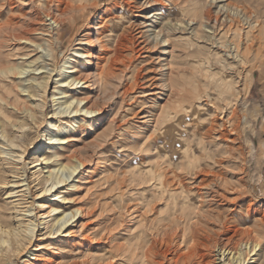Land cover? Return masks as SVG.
<instances>
[{
    "label": "rangeland",
    "instance_id": "374dc122",
    "mask_svg": "<svg viewBox=\"0 0 264 264\" xmlns=\"http://www.w3.org/2000/svg\"><path fill=\"white\" fill-rule=\"evenodd\" d=\"M211 1L156 0L148 6L150 12L162 11L160 16H152V18L159 19L157 20L159 26H165L178 19H193V26L198 30L190 37V31L167 33L169 42L162 45V62L167 60L170 62V66L174 70L173 77L179 81L180 89L176 94L171 93L172 96L168 100L165 99L167 97L162 98V104L169 102V105L173 106L176 102L181 103V109L186 104L194 103V100L198 104L197 107H194L195 113L190 110L185 113L186 110H182L172 120L162 122V128L169 122L172 125V128L162 133V137L157 135L158 129L154 128L151 123L148 125L143 122L141 113H139L141 108L146 111V109L150 110L156 107L154 94L147 93L153 87L148 79L155 72L153 69L157 65L156 60L161 51L147 48L139 50L140 45H138V49L133 50L132 46H136L137 42L132 44L127 40L125 44L121 45V49L117 53L118 57L113 52L116 46V35L125 32L130 37L132 32L137 31H123L124 28L131 24L138 27L142 24L140 22L145 20L139 8H135L131 12L127 6L126 8L120 7V0H91L86 8L75 12L73 22L66 21L61 26H54L52 29V46L57 56L56 59L53 60L51 56L46 55V59L39 58L32 63L34 64L32 66H41L47 62V67L34 70V67L30 66L26 73L16 75L15 81L20 85H15V87L22 93L21 99H27V102L31 100L30 104L36 107L41 122L39 121L37 126L32 129L26 127L30 131L27 139L25 138L26 143L22 142L23 152L21 149L18 152L22 155V158H18L17 162L19 169H16L13 163L8 162V164L4 159H0V164L6 165L9 170L7 176L10 180L4 188L0 187V209L5 210L4 217L13 220L20 212L18 210L25 212L22 207L26 208V205L30 204L26 200H34L32 211H28V214L33 216L39 225H36L35 235L31 242L26 247L22 245L19 252L12 254L13 262L11 264H96L103 261L101 258L107 260L112 243L126 241L124 236H127L128 232L127 229H120L114 239L108 242L103 240L101 244H96L111 227L108 228L110 218L108 219L107 216L104 218L103 215H99V212L104 207L106 209H122L126 220L132 221L129 220L133 217L126 211V206L130 208L133 206L131 209L139 208V210L147 208V199L156 193L153 178L150 177L148 170H154L159 159L162 160L159 161L162 176L167 178L170 188L176 189L178 192L184 188L199 189L197 185L201 178L210 180L215 175L220 176L218 186L227 196L223 197L220 202L209 204L212 209L211 215L209 214L210 220L207 222L210 239L206 240L205 249L203 246L202 251L203 253L205 251V257L200 261V264H205V262L206 264H225L224 261H221V256L224 254L219 253L221 246L227 247L226 256L231 255L227 253L230 247L229 251L233 248V252L237 249L246 253L247 245L249 249L252 244L247 242L244 233L235 231L252 227L257 222L263 226L260 233L261 242L259 241L260 246L258 245L257 249L251 251L249 257L259 247L264 246V38H261L264 34H261L259 30H264V0H229L234 7H240L241 13L252 15V20L260 22L258 29L253 31L255 36L250 37L252 39L249 40H246L242 35L246 33L245 31H235L237 28L247 29L248 22L246 23L240 16H234L231 11L229 13L234 16V21H229L219 27L213 39L205 36L206 27L202 23L207 21L208 16L211 18L219 15L216 13L217 5ZM58 3L57 0L49 3L46 0H0V31H34L30 35L32 39L47 47L48 44L43 39L49 35H45V32L43 34L42 31H47L51 21L49 17H45V12L47 13V6H51V9L55 11ZM209 12L210 15H208ZM253 22L255 23V21ZM6 35L0 33V63L6 66L10 63H25L26 65L29 59L42 53L43 48L34 49L35 46L31 45L29 41H14ZM229 42L238 43L241 52L245 55V60L236 64L233 69H224L223 65L219 63L218 57L220 53L225 52L223 49L226 47L222 45L227 44L228 46ZM247 45L250 48L245 50ZM31 49H34L32 57L21 56L24 51ZM78 49L88 53V56L81 55L82 53H79ZM165 50H170L171 54L164 53ZM45 51L43 50V52ZM166 56L168 58L165 60ZM110 62H114L113 65L116 66L113 78H108L110 81L107 79L108 83L102 84V79L96 75L103 65ZM35 64L37 65L35 66ZM72 64L79 69L74 75L82 77L78 83L79 86L74 87L73 93L78 97H85L81 105L85 103L86 99H89V103H92L93 107L99 111L87 114L86 118L79 113L78 115H74L75 112L67 113L69 114L67 117L72 116L71 119L77 126L76 130L72 132L74 134L73 148L83 149L84 156H82L85 164L81 165L74 174H71L67 181L60 183L64 184L63 192L72 200L70 199L71 201L67 203L64 201L59 203L67 204L66 211L81 207L83 212L80 217L77 215L72 218L78 217L76 225H74L75 222L71 224L70 231L63 230L67 224L73 221L72 219L60 231L51 233L50 228L44 227L45 223H41V221H49L53 215L45 218L40 217L45 211V208L40 206V200L58 203L51 199L55 197L53 193L56 186L40 196L37 195L39 192L37 189L45 182L43 179L47 174L42 171L41 157L48 148V144L45 142L49 141L47 138L49 136V120L53 119L50 116L58 106L57 101L53 100V93L59 92L56 85L61 83L57 80L64 78L65 70L71 68H65L64 65L71 66ZM42 70L51 72V76L47 78L48 86L44 92H41V95L37 94L31 97L27 91L22 90L21 84L34 81L29 78L33 75L32 72H38L37 75H40L39 72ZM207 70L209 72L219 71L215 75L216 78L229 74L228 79L239 80L237 87L240 88L238 89L240 93L236 115L239 125L237 132L229 135L230 138L217 135L216 137L213 133L209 136L205 133L211 126L210 120L213 116L211 115L213 106L211 104L218 96L217 81L208 76ZM10 77H14V75ZM40 79L43 78L40 76ZM7 84L8 81L0 79V91L5 89ZM126 89L127 91H125ZM198 89H202L203 93L205 91L211 93V95L208 96L205 92L206 96L198 98L199 96L196 95ZM59 99L62 100V98ZM39 102L43 107L37 105ZM8 106L13 107L10 104ZM22 113L24 112H20L19 115L22 116ZM184 113L190 117L183 118ZM93 114L96 116L94 115L95 118L91 120ZM73 117L78 118L75 120ZM14 128L15 131L10 133L18 134L19 137H15L16 140L22 141L23 137L18 131L20 129L17 126H13ZM97 136L99 139L95 140ZM96 141L98 145H96ZM0 144L2 143L0 142ZM69 148H57L62 152L64 161L69 159L67 158L70 153ZM1 155L3 154L0 153V157ZM15 170H20L21 173L25 170L23 176L28 177L31 181L38 177L31 183L32 185L38 181L40 183L31 189L32 193L30 192L29 195L27 193L19 195L23 192L15 191L9 193L12 187L16 190L22 188L15 186L13 182V179H17ZM178 176L182 179L181 183H178ZM172 179L174 180L172 181ZM237 194L240 195V198L235 200L236 203L233 201V196ZM143 196H146L147 199H143ZM15 198L18 199L14 200ZM162 201V210H165V199ZM17 203L19 206H16ZM27 217L25 216L26 219ZM87 224L92 227L90 228ZM114 232L116 233V230ZM230 236L233 237L232 242L228 240ZM174 251L171 250L166 257H162L164 264H171L174 258H178L179 254ZM1 264L9 263L2 262ZM246 264L251 263L246 262Z\"/></svg>",
    "mask_w": 264,
    "mask_h": 264
},
{
    "label": "bare ground",
    "instance_id": "6f19581e",
    "mask_svg": "<svg viewBox=\"0 0 264 264\" xmlns=\"http://www.w3.org/2000/svg\"><path fill=\"white\" fill-rule=\"evenodd\" d=\"M52 1L54 0H46V2L48 3ZM57 1L59 3L56 5L55 11L51 9V6L50 7L47 6L48 7V9H46L47 13L45 12L46 14L45 17L46 16L49 17L51 21L49 22V28L47 29V31L46 30L42 31V33L45 32V35H49V37H45L43 39L47 42L48 44L47 47H45L42 43L32 39V36L30 35H32L34 31H0L1 34H7L6 36H9V39L12 40L14 39V41H20V40L29 41L31 45L35 46L34 49L43 48L41 50L42 53L36 57L29 59L28 64L26 65L25 63L24 64L10 63L6 66L0 63V79H4L8 81V84L5 87V89L0 91V142L2 143L0 144V147H2L0 153L3 154L1 155L0 159H4L6 163L8 162L13 163L14 164L13 166L16 169H19V167H17L18 165L17 162L19 161L18 158H22L21 153L18 152H20L21 147H23L22 142L26 141L25 138L27 139V135L29 134L30 131L27 130L26 127L32 129L33 127L37 126V123H39L40 121L36 107L30 104L31 100L30 102L29 101L27 102V99L24 100L21 99L22 93L17 90V87H15V85L17 86L20 85L17 84V82L15 81L17 78L16 75L18 73L20 74L26 73L27 71H29L30 66L34 67L32 66L34 65L32 63H34L39 58L46 59V55L51 56V58L55 60L57 56L56 53H54V48L52 46L53 43L52 29H54V26H61L66 21H69V23L73 22L75 12L86 8L87 4L91 0H57ZM153 1L156 0H120L119 2L121 3L120 7L126 8L127 6V9H129V11L131 12L135 8L141 9L142 16L145 18V20L141 21L140 24L141 23L142 24L138 27H136L137 25L135 26L131 24L129 25V27H127L128 26L127 25L124 28L123 31H130V32L137 31L135 33L132 32V35L130 37L125 32H122L119 35L117 34L115 38L116 46L113 52L114 54L117 55V53L121 49V45L125 44L127 40L130 41L132 44H135L137 42L136 46H132L133 50L138 49L137 47L138 45H140L139 50L147 48V49H157L161 51L158 54L156 60L157 65H155V68L153 69L155 72L148 79L149 81H151L150 84L153 87L152 90L148 91L147 93L154 94V103H156V107L150 110L146 109V111L142 110V108L141 109L139 108L140 109L139 113H141L143 122L145 124L151 123V125H153L154 128L158 129L157 135L162 137V133L172 128V125L169 124L170 122L167 123L162 128V122L172 120V118L178 116L180 112H182V110H186L185 113H188L187 112L188 110L192 111V113L194 111L195 113L196 110L194 107L198 106L195 100L193 101L194 103H189L186 104L185 106L182 105L184 106L182 109H181V103L176 102V104H174L173 106L169 105V102H166V104L165 103L162 104L161 101L162 98L167 97L165 99L168 100L172 96L171 93L176 94L178 93V91H180L178 87L179 81L173 77L174 70L170 66V62L168 60L162 62L163 60L161 58L162 45H166L169 42L168 41L169 37L167 33H170L172 31H180V32L190 31L191 33L189 35L190 37L193 36L194 33H197L198 30L193 26L194 23L193 19H188V20L178 19L177 21L173 23L170 22L165 26L162 25L159 26V23L157 21L159 19H157V17L152 18V16L154 15L157 16L160 13H162V11L150 12V9L148 8L149 5H152ZM211 3H215V5H217L216 13H219V15H215L214 17L211 18L210 16H208L207 21H205V23H202L206 27L205 36H207V38L213 39L216 36L215 35L216 30H218L219 27H222V25L229 23V21L230 22L232 20L234 21L235 15L240 16V18L242 17V19L246 23L248 22L247 29L243 30L244 29L243 27L239 29L237 28V30L235 31H239V32L245 31L246 32L244 33L245 35L244 34L242 35L245 36L246 40L252 39L250 37L255 36L253 34V31H255L254 29H258L257 27H259L258 25H260V22H258L257 20H252V15L245 14V12L244 14L241 13V10L239 9L240 7L237 6L234 7L232 2L230 3L229 0H212ZM44 4H46L45 1ZM62 4L63 6H60ZM230 11L231 13H233L234 15V16L232 15L233 17L230 15L231 14L229 13ZM208 15H210V12ZM253 21H255V23ZM259 30L261 34H264L263 29H259ZM165 34L166 36H164ZM239 37L242 38L241 36ZM261 38H264V36ZM239 43H241V41H239ZM222 46L226 47V49H223V51L225 52L220 53L218 60L219 63L223 65L224 69L227 68L233 69L236 66V64L238 65L239 62L245 60V55L244 53L241 52L238 43L232 44V42H229L228 46L227 44H223ZM249 48L250 46L247 45L245 47V50ZM33 50L31 49L28 51H24L23 55L21 56L22 57L25 56V58L26 57L30 58L33 55L32 54ZM43 50L46 51L43 52ZM78 52L82 53L81 55L88 56V53H85L84 51L82 52L79 49ZM164 53L171 54L170 50L167 51L165 50ZM116 57H118V55ZM164 58L166 60L168 57L166 56ZM229 58H231V60H229ZM113 63L110 62L107 65H103L102 69L99 72L97 71L98 74L96 76H99L102 79V84H107L108 83L107 79L113 78L112 76L116 69V66H114ZM36 65L37 64H35V66ZM47 66L48 63L45 62L41 66L38 65L34 67V70L39 68H45ZM64 66L65 68L68 67L71 68L65 70L66 74L64 78L57 80L61 84L56 85V88L59 89V92L53 93L54 94L53 100L54 102L57 101L56 104H58V106L56 109H54V113L50 116L53 119L49 120V127H48L49 136L47 137L49 138V141L45 142L46 144H48L47 146L48 148L47 151L41 157L42 159L41 163H43L41 165V168L43 169L42 171H44L47 174L43 179V181L45 182L43 183L41 181L43 184L42 185L40 184L41 186L39 187V189H37L38 187L36 188L37 191L39 190V192H37L38 193L37 195L40 196V194L51 191L56 186L54 190L55 192L53 193L55 197L51 199L56 200L58 203L55 204L50 201L49 202L42 201L43 199L40 200L41 201L40 206L45 208V211L41 214L40 217L45 218L47 216L53 215L51 220L41 221V223H45L44 227L50 228L49 230L51 233L54 231L55 232L60 231L72 218H74L77 215L78 217H80L81 212H83V209L81 207H75L73 209L71 208L72 209V210L70 209L71 211L69 210L66 211V209L68 208V206L67 208H65L67 204L59 203L60 201H64L67 203L72 200L71 198L70 200L66 195V193L63 192L64 190L62 187L64 184H60V183L67 181V179L70 177L71 174H74L75 171L79 170L78 168H80L81 165L85 164L84 163L85 160H83L84 154H82L83 149L73 148L74 134H72V132L76 130L77 126L75 124V121L71 119L72 116L67 117V115L71 114V112H75L74 115H78L79 113L86 118L88 116L87 114L98 110L95 107H93L92 103H89L90 101L89 99H86L85 103L81 105V102L85 100V97H78L76 96V94L73 93L75 89L74 87H77L78 83L82 80L81 76L74 75V73L75 72L77 73V71L79 70L78 67L74 64H72L71 66L70 65H64ZM50 69L52 70V68ZM208 70H207L208 76H210L212 79H215L217 81L216 86L218 85L217 86L218 96L213 101V104H211L213 105L211 112V115L213 116L212 119L210 120L211 126L206 130V132L205 131L204 132L207 133V135L209 134V136L212 135L211 133H213L215 136L217 135L218 137L230 138L229 135H231V133L237 132V128L239 125L238 122L236 121V115L238 111L237 100L240 93V90H238L240 88L237 87L238 85L237 82L239 80H234L231 78L228 79V77H230L229 74H226L225 76H219L218 78H216L215 75L219 71L209 72ZM32 73L33 75H31L29 78L33 79L34 81H30L27 84H21L22 90L27 91V94L31 97L37 94L41 95V92H44L46 90L48 86L47 78L51 76V72L46 70L40 71L39 72L40 75H37L38 72L35 71H33ZM11 75L12 76L14 75V77H10ZM40 76L43 79H40ZM8 78H10V80H8ZM74 84L76 86H73ZM201 90L202 89L197 90L198 93L196 95L199 96L198 98H201L202 96H206V95L208 96L211 95V93H207L206 91H205L206 92L205 95V92L203 93L201 92ZM125 91H127V89ZM57 93H59V95H57ZM59 98H62V100H60ZM9 104L12 105L13 107L8 106ZM37 105L41 106L42 104L39 102ZM20 112H24L22 113L23 114L22 116L19 115ZM64 113L66 114L64 115ZM185 113L182 115L183 118L184 117L186 118L187 116L190 117L188 114ZM94 115L95 114L91 115L90 118L91 120L95 118L96 115L95 116ZM77 118L78 117H76V119ZM73 119H75V117H73ZM13 126H17L20 129L17 130L21 132V134L20 133L19 134L21 137H23V139H21L22 141L19 140L20 141L19 142L18 140H16V138L19 137L18 134L10 133L11 131H15V128L13 129ZM214 131L216 132L214 133ZM97 139H99L98 136L95 140ZM231 139L233 140L234 138ZM96 145H98V142ZM58 147H66V148L71 147L69 148L70 153L67 152L69 155L67 158L69 159H66V161H64L65 158L63 159L62 152H60L57 149ZM159 161L162 160L159 159ZM159 161H157L156 163L157 165L156 168H154V170L153 169L152 170L149 169L150 171L148 170L150 177L153 178L152 180L154 181L153 183L154 186L156 187V193L151 198L148 199L146 198V196L142 197L145 200L147 199L146 202L147 208L144 209L145 211L141 210L142 208L139 210V208L131 209L133 206L131 208L129 206H126L125 207L126 211H128L129 214L133 217L129 219L132 221L126 220L125 213H123L122 209L107 208L108 210L111 211L109 212L104 207L100 212L97 211L99 212V215H103L104 218H106V216L108 219L110 218V224H108V228L109 226L111 227L109 228L108 232L102 237V239L97 241L96 244H101L102 243L101 241L103 240L108 242L111 239H114L115 235L118 232H120L118 231L120 229H127L128 234L127 236H124L126 241L112 243V245L110 244L112 248H110V253L108 254L109 258L107 257V260L101 258V260L103 261H99V262L97 261L98 263L96 264H164L162 257H166L171 250L172 251L175 250L179 254L178 256L176 253L178 258L176 259L174 258V261L171 264H197L198 262L200 264V261H202L203 257H205V251L203 253L202 250H203V246L205 249V245H207L206 240L210 239L209 232L207 229V222L210 220L209 214L211 215L212 213V209L210 208L211 207L210 203L218 202V201L220 202V200L223 197L227 196L226 193L222 191L218 186V181L220 180V176L215 175L210 180H208V178H201L198 182L199 184L197 185L199 189L184 188L181 190V192H178L176 189L170 188V183L168 182L167 178L162 176L161 163ZM3 165L0 164V187L4 188V186H6L10 180H8V176H7L8 175L7 172L9 170H7L6 165L5 166ZM24 172L25 170H23V173ZM23 173H21L20 170L16 171L15 175L17 176V179H13L15 186L18 187L20 186L22 188L16 190L14 187H12L9 193H14L15 191L17 193L23 192L19 195H24L25 193L29 195L31 189L34 186L39 185L40 181H38L34 185H32L31 183L32 181H36L38 177L34 178V180L31 181L29 180L28 177L26 176L24 177ZM34 173L36 174V171ZM180 178L181 177H179L178 179V183L182 182V179ZM174 179H172V181ZM58 189L59 191H57ZM9 195L11 196V194ZM13 195H17V194H13ZM162 198L165 199L164 201L165 210H162V202H163ZM239 198L240 195L238 194L234 195L233 201L236 202L235 200H238ZM17 199L18 198H15L14 200ZM26 202H30V204L26 205L27 206V207L25 206L26 208L22 207V209H24L25 212H23V210H18L20 212L16 214V218L13 220L4 217L3 215L5 210L3 211L1 210L2 208L0 209V264L2 262L5 263L8 262L9 264H11L13 262V260H11L12 254L19 252L21 250L20 248H22V245L26 247L27 244L31 242V240L35 235L36 225L37 224L39 225V223L35 222L34 217L28 214V211L29 212L32 211L34 200L33 201L26 200ZM16 206H19L18 203L16 204ZM19 214L21 215L19 216ZM25 216H28L27 219L25 218ZM78 217L72 219L73 221L71 220L72 222L67 224L66 228L63 231H70L71 224L75 222L74 225H76L77 223L76 221ZM87 225L90 228L92 227V225L91 226L89 224ZM106 228H104V230H106ZM262 228H263L262 224L257 222L252 227H247V228L245 227L244 229H236L235 232L241 231L242 233H244L247 242L248 243L250 242V244H252V247L251 248L249 247L248 249V245H247L246 253H244V251L241 250L239 251L237 249H235V251L233 252V248L229 251V249L231 248L230 247L227 253H230L231 255L226 256L225 252L227 247L224 248V246H221L219 253L224 254L223 256H221V261H224L225 264H246V262H250L251 264H264V246L259 247L258 250L249 257L251 251L257 249L258 245L260 246L259 241H260V233ZM115 230L116 233L114 232ZM232 238L233 237L230 236L228 237V240L231 241ZM223 257L225 258L223 259ZM250 258L252 259L248 261Z\"/></svg>",
    "mask_w": 264,
    "mask_h": 264
}]
</instances>
